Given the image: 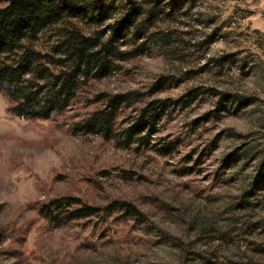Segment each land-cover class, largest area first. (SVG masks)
<instances>
[{
    "label": "rangeland",
    "instance_id": "obj_1",
    "mask_svg": "<svg viewBox=\"0 0 264 264\" xmlns=\"http://www.w3.org/2000/svg\"><path fill=\"white\" fill-rule=\"evenodd\" d=\"M107 1L115 9L80 21L85 32L106 37L124 20L128 0ZM133 1L134 24L147 9L151 19L136 34L127 25L126 56L64 113L20 117L0 93V264H264V0ZM101 92L129 99L117 139L75 127ZM162 98L172 103L147 140L122 142L139 109ZM65 196L128 201L144 216L39 213Z\"/></svg>",
    "mask_w": 264,
    "mask_h": 264
},
{
    "label": "trees",
    "instance_id": "obj_2",
    "mask_svg": "<svg viewBox=\"0 0 264 264\" xmlns=\"http://www.w3.org/2000/svg\"><path fill=\"white\" fill-rule=\"evenodd\" d=\"M125 3L121 7L124 20L104 37L97 28L85 32L79 22L101 20L104 13L115 9L113 1L102 6L103 0H0V93L7 99V110L25 118L62 114L88 80L111 73L126 56L119 47V36L136 22L139 12L133 0ZM152 14V9L145 11L141 22L133 25L134 34ZM95 100H103L102 105L75 121V127L96 130L105 139L119 138L116 115L129 102L127 95L101 92ZM171 103V98H162L144 104L133 123L120 133L122 142L134 136L143 144L163 108ZM114 210L144 216L128 201L114 200L100 207L70 196L44 201L38 211L58 223L94 215L104 218Z\"/></svg>",
    "mask_w": 264,
    "mask_h": 264
}]
</instances>
